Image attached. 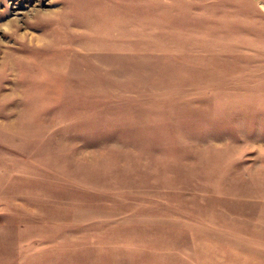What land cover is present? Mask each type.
<instances>
[{"label":"rangeland","instance_id":"1","mask_svg":"<svg viewBox=\"0 0 264 264\" xmlns=\"http://www.w3.org/2000/svg\"><path fill=\"white\" fill-rule=\"evenodd\" d=\"M0 264H264V0H0Z\"/></svg>","mask_w":264,"mask_h":264}]
</instances>
